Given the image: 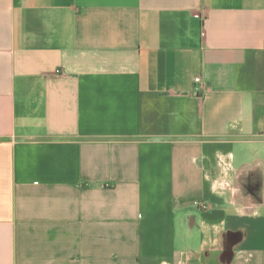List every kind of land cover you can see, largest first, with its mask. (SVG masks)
<instances>
[{
  "label": "crops",
  "instance_id": "crops-1",
  "mask_svg": "<svg viewBox=\"0 0 264 264\" xmlns=\"http://www.w3.org/2000/svg\"><path fill=\"white\" fill-rule=\"evenodd\" d=\"M0 264H264V0H0Z\"/></svg>",
  "mask_w": 264,
  "mask_h": 264
},
{
  "label": "built area",
  "instance_id": "built-area-1",
  "mask_svg": "<svg viewBox=\"0 0 264 264\" xmlns=\"http://www.w3.org/2000/svg\"><path fill=\"white\" fill-rule=\"evenodd\" d=\"M201 80H202L201 77H196V81H197V82H199V81H201Z\"/></svg>",
  "mask_w": 264,
  "mask_h": 264
}]
</instances>
